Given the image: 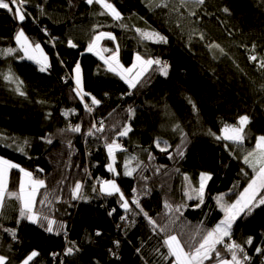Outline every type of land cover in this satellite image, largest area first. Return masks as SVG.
<instances>
[{"label":"trees","instance_id":"trees-1","mask_svg":"<svg viewBox=\"0 0 264 264\" xmlns=\"http://www.w3.org/2000/svg\"><path fill=\"white\" fill-rule=\"evenodd\" d=\"M106 1L120 20L87 0H28L23 22L0 9V156L44 182L33 213L55 221L47 232L46 221L21 217V200L8 194L0 213L5 264H23L33 251L38 255L29 264H170L164 241L175 235L185 251L198 247L197 239L223 218L216 197L236 183L246 188L255 176L244 158L264 135V0ZM21 29L49 55L46 71L21 59L15 40ZM101 32L115 37L103 41L106 59L119 51L123 67L137 54L167 61V75L154 64L130 87L100 54L87 53ZM142 33H159L167 43ZM176 52L184 58L173 59ZM77 63L83 99L73 82ZM93 97L100 103L92 104ZM242 116L249 118L243 143L217 139ZM126 127L130 132L119 135ZM121 142L142 157L132 175L112 164L108 145ZM202 173L211 177L203 203L187 207L184 175L197 185ZM104 181H117L123 199L99 195ZM261 197L264 189L256 203ZM230 240L243 247L242 264H264V205L245 211Z\"/></svg>","mask_w":264,"mask_h":264},{"label":"snow or ice","instance_id":"snow-or-ice-1","mask_svg":"<svg viewBox=\"0 0 264 264\" xmlns=\"http://www.w3.org/2000/svg\"><path fill=\"white\" fill-rule=\"evenodd\" d=\"M28 2V0H0V9L8 10L9 12H13L15 14V17L20 21L23 22L26 18V10L24 8V5ZM94 0H87V3L92 4ZM96 3H101L105 9H107L111 15L116 19H121V14L116 10V8L110 4L107 3L106 0H95ZM197 4H203L204 0H195ZM166 6V5H165ZM225 12L228 11V9H224ZM194 14V13H193ZM139 31V30H138ZM142 35L145 38L152 39L155 38L157 42H163L167 43V38L159 33H142ZM107 37L109 39H115V37L112 36L111 33H104L101 32L98 35H96L93 39V42L89 44L88 51H94L96 49V46L98 42L104 38ZM15 40L18 44H20L21 49L24 52V56L21 57V59L27 58V59H36L37 63L41 64L40 71H45L48 67L46 61L47 57L44 56L40 45L35 44L33 45L29 43L28 37L25 35L23 29L18 31V33L15 36ZM70 47H76L74 43L70 40L69 42ZM216 47H219L218 45H215ZM8 53H12L15 51V49H8ZM103 51H108V49H103ZM40 53V59H37L35 56V53ZM99 55L100 53L97 52ZM101 59H104L105 63L108 64L109 70L117 72L119 75H121L122 79H126V82L129 84L130 87L134 88L136 87V84L139 82V77L143 75L144 72L148 70L149 67L152 65H159L160 71L163 75H167V68L168 65L166 62H162L159 59H143L139 54L136 55L135 59L139 62L140 65V71L136 72L135 75L131 78L126 77L125 73H133V70L137 67V64L134 63L131 68H124L123 65L119 64V61L116 59V53H113V55L110 58H105L101 55ZM250 59L255 60L256 57L252 56ZM114 62V63H113ZM261 67H264V63H261ZM76 73V84L79 88L80 85V65L79 63L76 64V67L74 69ZM17 91H19V88H17ZM21 95H24L23 92L20 93ZM79 94V93H78ZM92 104H99L100 101L95 99V97L92 98ZM89 112L92 111L91 108H88L87 105L85 106ZM195 108V105H193ZM249 123L248 116H242L239 118L238 124L239 127L236 126H225L222 130L224 135L223 139L231 140L236 143H242L244 141V126ZM99 130V129H98ZM130 128H125L123 131L119 133L121 136L127 135L128 131H130ZM72 131L79 132L80 128L79 126H76L72 129ZM221 137H217V139H220ZM51 143V141H48ZM116 147H119V145H116ZM113 149V145H108L109 154L111 155ZM256 156L255 162L249 160V157ZM244 163L248 164L250 167H252L255 171V176L251 179L248 186L244 189V191L240 194L239 198L235 201V203L230 205H224L223 203L220 204V207L224 211L225 215L224 218L215 226L214 229L207 232V234L203 237L202 241L199 243V246L194 248L191 251H185L184 246L181 244L180 240L175 235L169 236L165 241L164 244L167 245L169 249V255L174 257V260L172 261V264H204L205 260H211L212 253L215 254V258L218 260V264H242L241 259H238L237 252H244L243 247L240 244H237L235 242L231 244L225 245V250L231 252V259H224L221 258V253L217 249L218 244L224 243L225 237L231 236V229L240 215L245 209H247L249 212L252 211V207H259L260 205H264V197H261L258 201V203L253 204L254 201H256L257 193L260 189H264V135L257 137V143L256 148L253 151L248 152L247 156L244 158ZM257 165L259 167L257 168ZM6 166V167H4ZM11 168H19V165L13 164L7 160L0 159V208L3 207V198H4V192L6 190V177H7V171ZM109 170L114 171L111 165H109ZM20 171L23 173L24 176L28 177L30 182L32 183V191L29 192L27 195H25V185L23 180L20 182V193L17 195L16 193H9L10 196H17V199H20L22 201V209L20 212L21 217H26L29 221L36 224L40 222L41 220L46 221V226L41 223L42 227H45V230L47 232H53V224L55 223L54 220L48 219L47 216L40 217L33 213V204H34V197L35 193L38 187H43L44 182L42 180H33L32 179V173L27 172L24 169L20 168ZM126 175H131V172H126ZM211 177L207 174H201V183H200V189L199 193L202 197L203 190H204V182L207 179H210ZM103 185L105 187H102V191H106L109 195H111L113 192L120 193L119 187L116 185L114 181H104ZM81 185L79 183L76 184V192L79 191ZM75 194V193H74ZM121 199H123V194L121 193ZM222 200V197L218 198V203ZM202 202V200H201ZM123 207L125 209L128 208L127 201L124 202ZM147 215V213H145ZM123 219V217H122ZM154 223V222H153ZM58 234V233H57ZM99 235V233H97ZM13 236H15V233L13 232ZM117 245L119 242H116ZM247 244H252V237H249L246 241ZM262 251L261 248H256V252L260 253ZM73 252L72 248H68L66 250V254H71ZM38 253L36 251H33L23 262V264H29V261H31L34 257H36ZM6 257L0 256V264H5ZM250 257L245 253L243 256V260L247 261Z\"/></svg>","mask_w":264,"mask_h":264},{"label":"rangeland","instance_id":"rangeland-1","mask_svg":"<svg viewBox=\"0 0 264 264\" xmlns=\"http://www.w3.org/2000/svg\"><path fill=\"white\" fill-rule=\"evenodd\" d=\"M187 1H195V0H187ZM94 2H95V0H94ZM107 2V1H106ZM108 3V2H107ZM98 4H100L102 7H103V5L101 4V3H98ZM104 8V7H103ZM107 10V9H106ZM108 11V10H107ZM108 13L111 15V13L108 11ZM112 16V15H111ZM113 17V16H112ZM114 18V17H113ZM112 36L114 37V35L112 34ZM107 39H109V38H107V37H104V38H102L99 42H98V44H97V46H96V49L94 50V51H88L87 50V53H92V54H97V52H99L100 53V55H103V53H105V51H103V49H104V47H103V41L104 40H107ZM111 40H114V39H111ZM41 48V47H40ZM18 49L19 50H21V52L24 54V52H23V50L21 49V46H20V44H18ZM41 50H42V52H43V54H44V56H46L47 57V61H46V63H47V65H48V67H49V64H50V57H49V55L41 48ZM15 51H17V49H15ZM111 55H113V54H111ZM110 55V56H111ZM35 56L37 57V59H40L41 57H40V53L39 52H36L35 53ZM141 56V55H140ZM136 57V56H135ZM142 57V56H141ZM143 58V57H142ZM172 58L173 59H183L184 57H183V55L181 54V53H175L173 56H172ZM25 59H27V58H25ZM116 59L119 61V64L121 65V63H120V60H121V58H120V53H119V51H117L116 52ZM143 59H145V58H143ZM27 60H29L30 62H32V63H34V64H36L39 68L41 67V64L40 63H37V61H36V59H32V60H30V59H27ZM257 60V57H256V59L255 60H252L251 59V61L252 62H255ZM114 63V62H113ZM134 63H136L137 64V67L133 70V73H125L124 75L126 76V77H133L134 75H135V73L136 72H138V71H140V65H139V62L138 61H136V59H134ZM153 66V65H152ZM151 66V67H152ZM48 67H47V69H48ZM132 67V66H131ZM131 67H124V68H131ZM151 67H149L148 68V70L146 71V72H144V73H147L150 69H151ZM46 69V70H47ZM80 69H81V67H80ZM45 70V71H46ZM144 73H143V75H144ZM142 75V76H143ZM142 76H140V77H142ZM139 77V81H140V78ZM73 82H74V84H75V87H76V89H77V92H79V94L81 95V97H82V99H83V96H84V94H85V91H84V76H83V71H82V69H81V71H80V85H79V88L77 87V84H76V73H75V71L73 72ZM236 127H239V125L238 126H236ZM130 131H128V133H129ZM223 135H224V133H223V131H222V136H221V138L223 139ZM226 140V139H225ZM244 142V141H243ZM242 142V143H243ZM239 144H241V143H239ZM113 145V149H112V153H111V159H112V164L114 165V166H117V168L119 169V171L121 172V171H124L125 173L126 172H131V175L141 166V160H142V157H140V155H133L132 156V154H131V156L130 157H127V159H125L124 158V156L122 155L121 157H120V160L117 158V153L119 152V147L121 146H119V147H116V145L117 144H112ZM255 159H256V156L254 155V156H252V157H249V160H251V161H253V162H255ZM137 163V166H136V163ZM136 166V167H135ZM259 167V165H257V168ZM208 176H210L209 174H207ZM209 180L210 179H207L205 182H204V184H205V186H204V190H203V194H202V197H201V195H200V193H199V189H200V183H201V175H196V177H195V181L197 182V185H196V183L194 184V180H192V178L190 177V176H188V175H184V187H183V193H184V204H185V206H187V207H189V206H191L192 208H199L198 206H200L202 203H203V197H204V192H205V190H206V187H207V184H208V182H209ZM115 183H116V185L119 187V189H120V193H116V192H113L111 195H117V196H120L121 195V187H120V185L118 184V182L117 181H114ZM102 187H105L104 185H101V187H98V189L102 192V193H104V194H106V195H109L106 191H102L101 189H102ZM245 189V188H244ZM244 189H242L241 188V185L239 184V183H236L235 185H234V187L229 191V192H227V193H224V194H220V195H218L217 197H216V205H217V208L219 209V211L222 213V215H223V218H224V215H225V213H224V211L222 210V208L220 207V204L221 203H223L224 205H230V204H233V203H235V201L239 198V196H240V194L244 191ZM263 189H260L259 190V192L257 193V198H256V201H254L253 202V204H255L256 202H257V199H258V196L260 195V193H261V191H262ZM11 192H13V193H15V191H11ZM4 197H6V196H4ZM220 197H222V200H220V202L218 203V198H220ZM201 200H202V202H201ZM3 202H4V198H3ZM36 204V203H35ZM35 204H33V210H34V207H35ZM250 207H253V206H251L250 205ZM137 209V208H136ZM135 209V210H136ZM1 211H2V208H0V213H1ZM245 211H247V209H245L242 213H240V215L238 216V218L236 219V221L245 213ZM222 218V219H223ZM235 221V222H236ZM234 222V223H235ZM234 225V224H233ZM233 227V226H232ZM232 230V229H231ZM227 238L228 237H225L224 238V242L225 241H230V243H231V240L229 239V240H227ZM202 241V239L200 240V241H198V239H197V243L199 244L200 242ZM167 246V245H166ZM199 246V245H198ZM217 249L220 251V253H223V251L225 250V247L223 246V244H218L217 246ZM167 250H169L168 249V247H167ZM169 252V251H168ZM170 256V255H169ZM212 259L211 260H213L214 258H215V254L214 253H212ZM227 259H231V258H227ZM211 260H209L208 262H207V264H210V262H211ZM211 264H213V263H211Z\"/></svg>","mask_w":264,"mask_h":264},{"label":"crops","instance_id":"crops-1","mask_svg":"<svg viewBox=\"0 0 264 264\" xmlns=\"http://www.w3.org/2000/svg\"><path fill=\"white\" fill-rule=\"evenodd\" d=\"M129 78H131V77H129ZM0 159L6 160V159H4L1 156H0ZM7 161H9V160H7ZM9 162L13 163L12 161H9ZM13 164H15V163H13ZM4 167H6V166H4ZM20 168L24 169L20 165H19V168H11V169H8V171H7V177H6V185L7 186H6V190L4 192V196H6V194L9 191H15V192L17 191V192L20 193V182H21V180H23L24 185H25V195H27L29 192L32 191V187H33L32 183L30 182V180H29L28 177H26V176L23 175V173L20 171ZM24 170L27 171V172H30V171H28L26 169H24ZM32 179L33 180H39L33 174H32ZM40 188L41 187H38L37 190H36L35 197H34V204L36 203L37 196H38V193H39ZM173 260H174V257L169 256L170 264H172V261ZM208 261L209 260H205L204 261V264H207ZM213 264H218V262L217 263H213Z\"/></svg>","mask_w":264,"mask_h":264},{"label":"bare ground","instance_id":"bare-ground-1","mask_svg":"<svg viewBox=\"0 0 264 264\" xmlns=\"http://www.w3.org/2000/svg\"><path fill=\"white\" fill-rule=\"evenodd\" d=\"M49 68V67H48ZM119 145H124V146H120L119 148H120V150H122V152L121 153H124L125 154V156H124V158H126V157H130L131 156V152H128L127 151V148H126V145H125V143L124 142H121V143H119ZM4 159H6L5 157H3ZM6 160H9V159H6ZM9 161H11V160H9ZM13 162V161H12ZM13 163H15V164H17V165H20V164H18V163H16V162H13ZM9 193H11V191H9L7 194H6V196L9 194ZM98 194L100 195V194H103L100 190L98 191ZM5 199H6V197H4V202H5ZM4 202H3V204H4ZM228 240L229 239H231V236L230 237H228L227 238Z\"/></svg>","mask_w":264,"mask_h":264},{"label":"built area","instance_id":"built-area-1","mask_svg":"<svg viewBox=\"0 0 264 264\" xmlns=\"http://www.w3.org/2000/svg\"><path fill=\"white\" fill-rule=\"evenodd\" d=\"M165 62H166L167 65H168V62H167V61H165ZM91 109L94 110V107H91ZM121 146H124V145H121ZM101 182H102V180L99 181V183H101ZM227 244H231L230 241H225V242L223 243V246L225 247V245H227ZM73 253H74V252H72L71 254H66V255H67V256H72ZM55 257H56V256L53 255V258H55Z\"/></svg>","mask_w":264,"mask_h":264}]
</instances>
